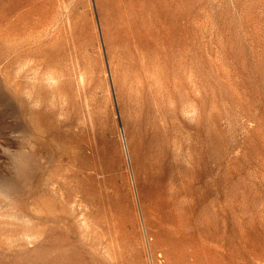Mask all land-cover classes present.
Segmentation results:
<instances>
[{"label":"rangeland","instance_id":"374dc122","mask_svg":"<svg viewBox=\"0 0 264 264\" xmlns=\"http://www.w3.org/2000/svg\"><path fill=\"white\" fill-rule=\"evenodd\" d=\"M0 264H264V0H0Z\"/></svg>","mask_w":264,"mask_h":264}]
</instances>
